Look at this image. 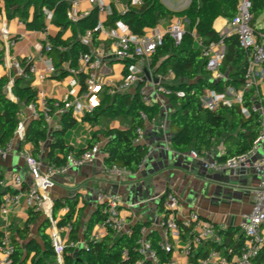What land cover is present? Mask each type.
<instances>
[{
    "label": "built area",
    "instance_id": "built-area-1",
    "mask_svg": "<svg viewBox=\"0 0 264 264\" xmlns=\"http://www.w3.org/2000/svg\"><path fill=\"white\" fill-rule=\"evenodd\" d=\"M72 0L71 6L67 11V19L77 24L85 19L90 13L98 10V23L95 31L88 30L80 38L81 43L89 48L87 53L82 54L78 59V66L72 67L69 62L63 64V71L58 70L52 60L47 56L54 49L49 38L51 36L50 26L41 32L42 41L36 45V49L44 58L45 73L49 77L61 79L62 73L66 72L71 76L69 82L70 89L67 95L60 100L50 102L43 92H37L36 100L21 108L17 113L18 127L14 137L9 141L5 148L0 147V157L6 158L14 147L16 140H23L27 129V122L34 120H44L50 130L55 117L61 118L63 115L72 112L75 118H83L86 113L93 112L101 104V95L107 92L109 95L128 93L139 87L141 101L145 106L152 104V99L171 96L183 98L186 92L183 90L173 91L166 85L168 76L174 77L172 70L167 74L152 76L151 62L159 47L164 44L165 37H170L172 41L179 46L186 36L187 25L189 21L185 17H175L165 31L152 29L143 35L132 33L129 26L118 20L113 25L107 26L109 19L115 12L125 15L135 8H141L144 0H130L127 4L122 0ZM88 3L92 5L89 10H84L83 5ZM252 0H239L237 14L233 20H228L226 25L217 31L220 39L209 45H204L198 38L196 31V47L201 51L206 60V69L209 72V79L213 83H222V89H206L200 97V105L208 111H216L219 108H233L241 106V112L246 117L251 113L259 114L260 134L254 141L252 149L246 154L238 155L227 159L224 162L214 161L208 163L197 151H191L190 156L195 160L203 162L204 167L212 171L238 170L241 167L253 169L257 178L258 185L252 191V210L243 217L241 231L245 236L244 243L240 253L232 259L221 256L218 250H212L206 259L213 264H257L262 251L264 250V31H258V27L252 26L253 15ZM48 24L51 23L53 12L45 9ZM21 24H24L21 21ZM94 32L104 35L111 41L110 48H101L94 45ZM0 33L5 52L7 66L13 71L15 77H25L37 74L35 58L28 55L24 59H18L13 55L12 50L22 37L13 36L6 22L0 24ZM236 37L240 46L249 51L250 61L246 68L245 82L240 88L228 85V76L223 72L224 60L226 57V39ZM63 51L62 47L57 48ZM109 59L119 60L125 63V73L121 82L117 83L103 74L105 63ZM25 64V65H24ZM25 68L29 69L26 74ZM148 72V75H147ZM84 76V90L79 95L77 87L80 85L79 77ZM40 75V78H43ZM14 81H11L5 87L7 95L13 99L12 88ZM252 93V106H244L246 95ZM85 100V103L84 101ZM142 118L150 121L145 112H141ZM154 120V119H153ZM152 120V121H153ZM135 144L144 146V128H138L136 131ZM44 145L45 142H40ZM261 151V154L259 153ZM103 147L97 144L87 148L80 155L69 153L63 158V163H47L44 165L38 159L32 157L28 151H21L20 157L26 161L30 173L35 181V186L25 190L24 179L20 173H14L8 182L2 171H0V190L7 188L8 184L13 192L6 193L0 206V214L4 221V237L0 243V264H13V256L16 247L10 238L8 227V215L11 210L19 204L20 197L25 196L28 208L42 213L49 220L51 226L50 241L54 255L59 264H64V251L68 247L75 249H88L86 240L77 242L66 241L61 237V233L71 232V226L60 227L56 218H54V203L50 197L49 191L55 186V178L59 175L81 168L87 164L98 160H104L102 156ZM225 152L220 154L224 157ZM44 167V168H43ZM110 172L118 177H122L130 172L119 166L110 168ZM97 201L105 207V219L99 226L104 231L112 230L117 235L132 236L133 226L129 225L124 218L121 210V197L118 194L108 192H99ZM164 218L161 221L162 238L158 242V247L166 254H172L173 246L171 238L181 236V227L188 230L189 241L184 247L183 254L190 257L195 250L203 247L208 241L216 239L221 243L219 228L212 222L202 219L197 211L191 212L187 217L177 220V212L182 209V203L178 195L169 193L163 200ZM91 240L98 241V236H92ZM139 253L143 259L135 264H145L150 261L152 264H159L160 257L154 249L152 241L147 237V228L142 227L141 238L138 241ZM124 259L129 258V252L125 250L122 254ZM164 264H176L173 259Z\"/></svg>",
    "mask_w": 264,
    "mask_h": 264
},
{
    "label": "trees",
    "instance_id": "trees-1",
    "mask_svg": "<svg viewBox=\"0 0 264 264\" xmlns=\"http://www.w3.org/2000/svg\"><path fill=\"white\" fill-rule=\"evenodd\" d=\"M4 2L5 13L8 20L19 16L30 31H44L47 28V17L45 9L53 12L51 25L59 29L57 35L50 36L49 40L54 49L50 54L57 57L58 64L69 61L72 67L78 66L79 57L87 53L89 48L81 43L80 38L88 30L95 31L98 23V10H93L88 17L82 19L77 24L71 23L67 19V11L71 6L72 0H2ZM252 26L255 27L257 19L264 13V0H252ZM239 0H192L191 5L182 12H174L165 7L160 0H144L141 8H135L121 15L115 12L109 19L107 26L113 25L118 20L125 22L132 33L143 35L147 31L154 29L160 21L172 17H185L189 24L183 42L177 46L170 37H165L164 44L159 47L152 59L151 66L157 72L172 70L175 74L177 84L169 85L173 91L183 90L186 96L169 97L172 108L171 127L174 132L172 146L180 153L197 151L202 154L216 142H224L226 155L220 157L218 162H224L229 158L246 154L254 144L260 134L259 114L252 112L250 117H246L241 112V106L233 108H219L216 111H208L201 107L200 97L206 89H222V83H213L209 79V72L206 69V60L201 51L196 47L194 30L204 45H209L220 39L219 34L214 30L213 24L219 17L233 20L237 14ZM70 31L71 35L64 38L65 32ZM264 31V29H258ZM99 33L94 32L95 45H99ZM226 57L224 60L223 72L228 76V85L240 88L245 82L246 68L250 61V53L240 46L236 37L226 39ZM64 50L59 51L57 48ZM159 62V64H158ZM25 65V64H24ZM158 65V66H157ZM157 66V67H156ZM26 74L29 69L25 68ZM68 73L63 72L61 78ZM81 86L84 90V77H79ZM9 79L4 77L0 80V147L5 148L9 141L14 137L18 127V111L36 100L37 90L31 85L30 79L25 77H15L12 93L17 98V102L12 101L5 87ZM140 86L136 93H121L109 95L106 91L101 95V104L93 112L87 113L83 122L89 123L93 127L99 125L102 117L107 116L112 119L122 118L128 122V128L103 129L94 136L89 148L95 146L100 141L99 133L107 139L103 147L105 155L104 162L107 167L119 166L126 168L131 174H137L146 158V148L134 143L138 128H144L146 121L142 118L141 112H145L149 120L158 116V107L145 106L141 101L139 93ZM252 93L246 95L244 106H252ZM264 104V99H263ZM76 119L72 112L65 114L60 119L61 130L51 134L52 142L49 143L48 160L50 163L60 165L63 160L55 155L59 150L65 157L69 153H75L71 147L65 144V134L76 125ZM49 137V129L44 120L31 121L26 129L24 139L20 141V148L24 144L31 143L34 146V153L38 152L40 142H45ZM6 190L0 193V206L3 202L2 195L7 192L18 193ZM60 203L54 205L53 215L57 217V210ZM105 207L100 205L95 215L91 218L89 228L85 233V240L88 249H77L68 247L64 251L65 264H135L142 260L139 253L138 241L141 238V229L146 224L137 223L133 226L132 236L117 235L112 230L102 240H91L92 227L105 219ZM160 210L164 213L163 201ZM42 213L30 209L29 219L24 228L11 224L8 227L10 238L16 247L13 256V264H28L32 258V264H39L42 258L54 254L51 241L46 231L50 228V222L45 219L40 226L38 237L42 244L32 237L29 231L30 225L40 219ZM3 222L0 221V226ZM60 227L71 226L70 240L77 242L79 234V218L77 217L76 206L70 208L69 213L64 219L58 222ZM221 243H213L212 250L221 251L227 248L225 256L232 259L240 253L245 236L239 241H234L231 231H221ZM4 233L0 231V243ZM154 249L157 251L160 262L164 264L171 259L170 254H166L158 247V237L152 235ZM208 243V242H207ZM209 244V243H208ZM191 257L193 264H197L199 259H207L210 250H201ZM127 250L129 258L124 259L122 254ZM230 250V251H229ZM262 251L257 264H264ZM33 256V257H32ZM40 258V259H39ZM145 264H152L146 261Z\"/></svg>",
    "mask_w": 264,
    "mask_h": 264
},
{
    "label": "crops",
    "instance_id": "crops-1",
    "mask_svg": "<svg viewBox=\"0 0 264 264\" xmlns=\"http://www.w3.org/2000/svg\"><path fill=\"white\" fill-rule=\"evenodd\" d=\"M129 1L130 0H122L125 4ZM174 18L175 17L170 18L169 21L165 23H162L164 20L160 21L155 29L165 31ZM2 22L7 23L13 36L22 37L12 50L13 55L20 60L28 55H33L35 58L37 74L31 76L32 87L37 90V92H43L50 102L63 99L69 92V82L72 78L67 75L64 78L56 79L55 77L46 75L44 58L36 49V45L39 41L43 40L41 35L42 31L28 30L25 23L21 24L19 16L12 20H8L5 13L4 2L0 0V24ZM227 22V19L219 17L213 24L214 30L217 32L222 29ZM46 24L50 26L51 36L57 35L60 31L51 25V23L48 24V21ZM53 27L56 29V33L54 34L52 33ZM68 37L64 34V38ZM98 41L99 45H95L94 42L96 47L108 49L111 46V41L104 35H99ZM47 58L51 59L56 68H58L56 55L49 54ZM6 62L0 33V80L7 77L9 82H11L15 80L14 73L7 66ZM65 62L69 61L62 62L58 70L63 71V64ZM155 69L156 68L152 66L150 68V70H152V76L155 77L157 75L167 74V72L170 71L157 72ZM124 70V62L109 59L105 63L103 74L114 82L119 83L124 77ZM40 75L44 77L40 78ZM175 84H177L175 76H168L166 85ZM138 88L139 87L135 88L129 93H136ZM76 89L80 95L83 91L81 83ZM13 96V99L8 97L12 101L17 102V98L14 94ZM83 101L85 103V100ZM151 102L152 104L150 106L156 105L159 112L158 116H156L154 120L152 119L153 121H147L144 127V147L147 153L140 171L134 175L130 173L118 177L110 172V168L106 166L104 160H98L81 168L74 169L67 174L57 176L55 178V186L49 191L54 205L60 203L57 210V222L65 218L71 207L76 206L80 229L77 241L85 240V233L89 228L90 220L100 206L97 201V195L99 192H108L111 194H118L121 197L122 214L129 225L134 226L137 223L146 224L144 227L147 228V237L152 241L150 237L155 235L160 241L162 238L160 224L164 218V213L160 210V204L162 203L160 199L163 196L166 197L169 193H175L179 196L182 203L181 211L176 214L179 222L191 212L197 211L203 220L214 223L219 228L220 232L231 231L233 240L239 241L244 236L240 228L243 217L252 210V191L258 185V178L255 172L253 169L247 167H241L238 170H208L204 167L202 161L195 160L190 156L191 151L180 153L174 150L172 146L174 132L171 127L172 108L170 101L165 97H154ZM1 115L2 110L0 109V116ZM83 118H75L77 121L76 125L70 129L64 137L65 144L71 147L75 152L74 154L77 156L89 148L94 136L98 134L99 131L103 129L124 130L128 128V122L122 118L112 119L107 117L109 120L107 119L106 122H101V118L99 125L96 127L83 122ZM60 119L61 118L57 116L55 117L52 127L49 130L48 140L45 141L44 145L39 144L41 149L38 152L34 153V146L31 143L24 144L23 147L20 148V141L22 140H16L8 156L6 158L0 157V171L3 172L8 182L11 180L14 173L21 172L25 178L24 189L27 190L33 187V179L29 174V167L19 154L21 151H28L32 157L38 159L44 165L50 163L48 160V150L49 143L52 142L53 139L51 134L61 130ZM29 123L30 121L27 122V126ZM99 137L100 141L97 144L104 147L107 139L100 133ZM222 152H225L226 155V146L224 142L220 141L214 143V145L210 146L201 155L208 163H213L214 161H218ZM259 153L261 154V151H259ZM55 155L62 160L65 157L59 150L55 151ZM102 156L105 157L104 153ZM9 189L12 190L10 183L7 188L0 190V193H4ZM3 197L4 195H2V199ZM29 214L30 208H28L26 204L25 196L22 195L19 204L9 213L8 221L10 225L14 224L15 226L24 228L29 219ZM45 219V216L41 215L40 219L29 227L31 236L36 238L41 244L42 240L38 237V233L41 223ZM0 221L3 222L0 226V231L3 232L4 221L1 214ZM99 224L100 223L92 227L91 237L98 236L99 240H102L108 232L101 229ZM50 233L51 226L46 231L49 239ZM61 237L66 241H71L70 233L66 231L61 233ZM188 241V230L183 227H181V236L179 238L170 239L173 246L171 259H173L176 264H193L191 257L200 251L197 249L190 257H186L183 254V250ZM208 243L201 247V250H204L206 253L208 250H212V244L217 243V240L212 239L208 241ZM226 252V247L219 251L221 256H225ZM262 256L264 257V253ZM28 264H32V258ZM39 264L59 263L53 254L49 257L42 258ZM197 264L213 263L206 259H199Z\"/></svg>",
    "mask_w": 264,
    "mask_h": 264
},
{
    "label": "rangeland",
    "instance_id": "rangeland-1",
    "mask_svg": "<svg viewBox=\"0 0 264 264\" xmlns=\"http://www.w3.org/2000/svg\"><path fill=\"white\" fill-rule=\"evenodd\" d=\"M106 2L110 3L109 0H106ZM160 2L165 7H167L168 9H170L174 12H182V11L186 10L191 5L192 0H160ZM83 8H84V10H89L92 8V5L85 3L83 5ZM175 17H177V16H175ZM166 21H169V19H167V20L164 19V21L162 23H165ZM255 27H258V29L264 28V13L257 19V21L255 23ZM52 33L53 34L56 33V29L54 27L52 29ZM69 35H70V32L65 33L66 37H68ZM197 47H198V45H197ZM53 57H55V56H53ZM107 119L109 120V118L104 116V117H102L101 122H106ZM29 174L31 175L30 171H29ZM20 175L25 180L23 173L20 172ZM31 177H32V175H31ZM32 179H33L32 186H35L34 178L32 177Z\"/></svg>",
    "mask_w": 264,
    "mask_h": 264
},
{
    "label": "water",
    "instance_id": "water-1",
    "mask_svg": "<svg viewBox=\"0 0 264 264\" xmlns=\"http://www.w3.org/2000/svg\"><path fill=\"white\" fill-rule=\"evenodd\" d=\"M147 75H148V72H147ZM164 198H165V196L161 197L160 202H162ZM80 250H81L80 248L77 249V252H79Z\"/></svg>",
    "mask_w": 264,
    "mask_h": 264
}]
</instances>
